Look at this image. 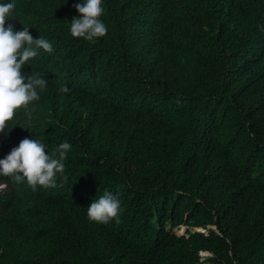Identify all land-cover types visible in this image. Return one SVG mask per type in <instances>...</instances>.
Wrapping results in <instances>:
<instances>
[{
  "label": "trees",
  "instance_id": "16d2710c",
  "mask_svg": "<svg viewBox=\"0 0 264 264\" xmlns=\"http://www.w3.org/2000/svg\"><path fill=\"white\" fill-rule=\"evenodd\" d=\"M77 3L55 0L41 25L68 62L36 58L47 87L2 133V149L29 129L48 154L68 142L67 180L16 184L33 210L0 220L35 230L0 235V264H264V0H102L95 42L71 35ZM105 190L118 218L88 221Z\"/></svg>",
  "mask_w": 264,
  "mask_h": 264
},
{
  "label": "clouds",
  "instance_id": "9594fccd",
  "mask_svg": "<svg viewBox=\"0 0 264 264\" xmlns=\"http://www.w3.org/2000/svg\"><path fill=\"white\" fill-rule=\"evenodd\" d=\"M55 0H0V216L14 214L10 208L16 204L21 191L16 184L27 182L33 191L37 186L56 187L57 175L66 181L65 159L71 149L64 142L51 154L46 152V145L37 133L29 129L22 134L19 145L2 149V133L8 123L13 120L17 111L27 109L29 105L40 99L39 93L47 87L42 74L28 73L30 65L38 68L36 58L51 56L55 67L59 70L62 58L68 62V54L54 52V46L48 35L43 36L41 25L46 23L48 12L54 7ZM30 9L31 14L16 24L7 25L8 18L18 9ZM104 14L102 0H83L69 6L66 18L70 23L71 35L95 42L97 38L107 35V26L101 17ZM72 19V20H71ZM264 30V29H262ZM68 73V65L65 66ZM69 85L59 89L68 100L76 99L65 96L71 92ZM78 91V87H77ZM102 121V120H101ZM101 121L90 123L96 128ZM16 191V193H15ZM17 205V204H16ZM20 209L32 211V206H19ZM121 201L117 195L105 190L98 199L88 206L86 219L91 222L107 224L118 218ZM18 224L13 220H0V235L11 241H27L31 238V230H35L34 218H21ZM184 227V231L186 227ZM198 230V229H197ZM7 242V243H8ZM205 254V252H202Z\"/></svg>",
  "mask_w": 264,
  "mask_h": 264
},
{
  "label": "rangeland",
  "instance_id": "374dc122",
  "mask_svg": "<svg viewBox=\"0 0 264 264\" xmlns=\"http://www.w3.org/2000/svg\"><path fill=\"white\" fill-rule=\"evenodd\" d=\"M183 231H184V227H183V226H181V227L177 230L178 233H181V232H183Z\"/></svg>",
  "mask_w": 264,
  "mask_h": 264
}]
</instances>
